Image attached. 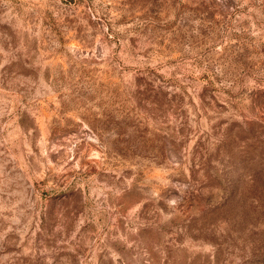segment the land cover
I'll list each match as a JSON object with an SVG mask.
<instances>
[{"label": "rangeland", "instance_id": "374dc122", "mask_svg": "<svg viewBox=\"0 0 264 264\" xmlns=\"http://www.w3.org/2000/svg\"><path fill=\"white\" fill-rule=\"evenodd\" d=\"M0 264H264V0H0Z\"/></svg>", "mask_w": 264, "mask_h": 264}]
</instances>
